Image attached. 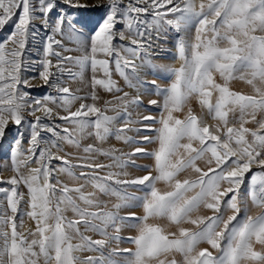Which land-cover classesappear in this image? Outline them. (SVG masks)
Listing matches in <instances>:
<instances>
[{"label": "snow or ice", "instance_id": "snow-or-ice-1", "mask_svg": "<svg viewBox=\"0 0 264 264\" xmlns=\"http://www.w3.org/2000/svg\"><path fill=\"white\" fill-rule=\"evenodd\" d=\"M6 27L0 264H264V0H0Z\"/></svg>", "mask_w": 264, "mask_h": 264}, {"label": "rangeland", "instance_id": "rangeland-1", "mask_svg": "<svg viewBox=\"0 0 264 264\" xmlns=\"http://www.w3.org/2000/svg\"><path fill=\"white\" fill-rule=\"evenodd\" d=\"M83 2L87 3V4H97V3H102L103 0H83ZM125 3H127V0H125ZM72 12H74L77 15V19L80 21L81 24H86L90 27H92L95 23V21H97L100 17V15L102 14V12L98 9L95 8H88V9H83V10H70ZM118 28L122 27V25L118 24L117 25ZM8 29L6 27L5 30L0 31V39H3L7 33H8ZM50 33H46L43 29H39L38 31V35L36 36V43L34 45L30 44V51L26 50V53L28 55V59L29 62H35V61H39L45 58L44 55V47L46 44V37L47 35ZM168 47L171 46V42H169V44L167 45ZM51 58V57H49ZM55 62V61H54ZM164 62H168L171 63L172 61H164ZM34 66H38L35 65ZM178 66V64L176 65ZM27 75L29 77H33L36 76L37 73L36 72H32L29 71L27 73ZM33 87L27 89L32 96L34 97H43L46 94H52V95H56L54 92H52L51 89H49L47 86H45L43 84L42 81L35 79L31 81ZM78 84H72V87L75 89L76 87H78ZM233 87L236 90L239 91H244V92H249L250 88L249 86H247L246 84H244L243 82H239L236 81L233 83ZM85 91H87V89H85ZM152 99H158V97H151ZM148 97H145L143 100L144 103V107L138 110V113H134V118H139V115H153L155 116L157 119L159 118V109L156 106H152L148 104ZM147 123H151V122H147ZM209 123H211V121H209ZM158 126V125H156ZM143 134H151V133H141V135ZM139 138V137H137ZM112 144H115L116 146H121L119 144V142L117 141H111ZM127 151V149H126ZM107 163V161H105ZM8 163V160L6 159V153L4 151H0V169H2L3 164ZM138 164L141 165H148L151 164V160L149 159H145V158H141L139 160H137ZM144 173H135V175H143ZM12 175V173L9 170H3V178L6 179L8 176ZM0 186H6V185H0ZM28 227H31V223H29ZM123 246H127V247H132V245H123ZM202 247H207V245H202Z\"/></svg>", "mask_w": 264, "mask_h": 264}]
</instances>
